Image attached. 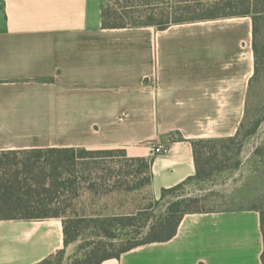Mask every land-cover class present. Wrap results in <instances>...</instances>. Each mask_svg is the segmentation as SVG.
Returning a JSON list of instances; mask_svg holds the SVG:
<instances>
[{
    "label": "crops",
    "instance_id": "1",
    "mask_svg": "<svg viewBox=\"0 0 264 264\" xmlns=\"http://www.w3.org/2000/svg\"><path fill=\"white\" fill-rule=\"evenodd\" d=\"M104 3L0 0V152L123 148L152 159L160 194L196 174L193 140L237 134L254 20L105 28ZM64 239L62 217L0 219V264H38ZM263 252L260 212L236 208L188 212L171 239L100 264H264Z\"/></svg>",
    "mask_w": 264,
    "mask_h": 264
},
{
    "label": "trees",
    "instance_id": "2",
    "mask_svg": "<svg viewBox=\"0 0 264 264\" xmlns=\"http://www.w3.org/2000/svg\"><path fill=\"white\" fill-rule=\"evenodd\" d=\"M224 1L158 0V2H155V0H126L125 3L118 2V5L113 7L104 4L103 26L105 28L148 25L165 28L174 23L246 15L252 16L254 20L255 73L249 86L245 115L237 134L228 138L193 140L192 145L197 166L196 174L174 187L163 188L161 198H165L168 194L178 191L192 182L208 179L224 163V160L220 158L221 153H225L226 148H228V151L235 149L239 153L243 138L255 134L264 121V86L262 84L264 69V0ZM204 2L212 3L213 7L222 4V8H218V11L210 10L207 14L196 12L197 9L205 7L202 4ZM237 7H240V9H236ZM257 97L259 103L255 102ZM113 151L72 147L13 149L12 151L0 152V219L62 217L65 234L64 248H66L71 243L74 224L73 221L66 220L61 216L58 211L51 212L48 210V207L53 203L52 193L58 191L61 187L68 188L77 181L76 177L64 176L67 168L76 166L82 159L111 155L114 153ZM121 153L128 156L125 149ZM141 161L145 162L149 169L150 176L146 181L151 184L152 159H141ZM43 194H46V197ZM200 201H202L201 196L185 195L178 198L168 205L166 213L158 221L150 225L148 236L145 239L133 242L117 253L105 254L99 257H97L99 251L96 248L75 264H100L107 258L119 257L123 252L139 245L169 240L176 234L180 221L188 212L231 209L200 208L196 206ZM241 208H251L260 212L264 235V207ZM64 248L57 253H61ZM54 257V255L48 257L38 264H53ZM262 259L264 263V252Z\"/></svg>",
    "mask_w": 264,
    "mask_h": 264
},
{
    "label": "rangeland",
    "instance_id": "3",
    "mask_svg": "<svg viewBox=\"0 0 264 264\" xmlns=\"http://www.w3.org/2000/svg\"><path fill=\"white\" fill-rule=\"evenodd\" d=\"M125 1L105 0L104 4L113 7ZM202 4L205 7L196 12L222 8V4ZM262 76L264 86V69ZM255 102L259 103L258 97ZM100 149L114 153L88 157L67 168L64 176L77 181L52 193L48 210L58 211L74 224L71 243L54 255L53 264H75L96 248L97 257L117 253L145 239L150 225L166 213L168 205L185 195L201 196L196 205L200 208L264 207V121L255 134L243 138L239 153L228 148L221 153L224 163L208 179L192 182L165 198L146 181L150 172L141 159L149 158L128 157L121 153L123 148Z\"/></svg>",
    "mask_w": 264,
    "mask_h": 264
},
{
    "label": "built area",
    "instance_id": "4",
    "mask_svg": "<svg viewBox=\"0 0 264 264\" xmlns=\"http://www.w3.org/2000/svg\"><path fill=\"white\" fill-rule=\"evenodd\" d=\"M164 149H165V146L163 144H156L153 146V150L155 154H159L163 152Z\"/></svg>",
    "mask_w": 264,
    "mask_h": 264
}]
</instances>
